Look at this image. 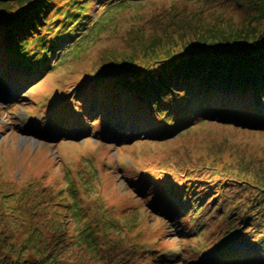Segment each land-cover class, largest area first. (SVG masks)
Returning <instances> with one entry per match:
<instances>
[{
  "label": "trees",
  "instance_id": "trees-1",
  "mask_svg": "<svg viewBox=\"0 0 264 264\" xmlns=\"http://www.w3.org/2000/svg\"><path fill=\"white\" fill-rule=\"evenodd\" d=\"M139 1L142 0H0V85L7 92L10 85L21 81L20 70H25L30 80L48 71L50 58L59 63L63 54H80L84 41L93 43L98 39L110 12ZM229 1L188 2L199 3L201 11H218L227 8ZM92 6L99 13L96 19ZM173 9L171 6L160 13L169 14ZM238 9H242V17L235 23L228 15L214 19L191 16L186 24L156 40L140 38L142 33L130 28L121 48H101L88 61L89 69L85 71L77 64L76 70L81 68L79 71L84 74L80 80L90 77L86 82L82 80L86 85L82 88L88 89L94 100L87 109L95 106L94 112L100 113V118L93 122L99 129L103 126L102 134L111 138L117 130L116 123L127 136L165 144L203 123L240 131L263 127L264 0H245ZM152 22L145 20L138 27L145 30L143 27ZM5 73L11 79L8 83ZM104 83L105 93L98 97L97 88ZM86 96L79 98L77 104L87 100ZM84 116L89 114L84 111ZM58 117L61 118L57 112L50 115L52 120ZM81 121L74 129L85 134ZM159 160H151L148 164L152 166L144 171L150 174L146 169L154 168L152 177L162 182L150 187L148 204L172 222L174 229L186 225L184 230L202 236L199 249L190 252L189 264H264L263 187L256 188L242 175L218 167L217 162L191 159L177 163L165 157ZM240 167L239 170L244 169ZM47 198L45 189L18 185L16 180L0 187L2 264H22L20 257L28 252L35 257L36 264H80L79 259H72V254L67 255L76 249L72 247L74 242L90 263L144 264V258L153 263L161 259L156 250L141 252L135 245L124 247L129 236L124 233L123 237L118 233L112 235L111 241H107L109 245H99L97 251L91 243L94 238L90 242L78 237L75 223L83 216L71 215L68 210L52 214L51 208L49 214L46 209L54 203ZM11 202L17 204L14 207L18 215L12 220L15 223L31 217L28 210L35 213L36 206L45 205L40 216L48 215L52 237L44 239V232L36 228L18 246H13L16 241H10V246L1 245L7 243L1 238L9 230L5 222L6 204ZM23 203H27L28 209L22 208ZM106 221L115 224L119 220L111 217ZM122 232L124 229L119 231ZM91 250L95 252L91 254Z\"/></svg>",
  "mask_w": 264,
  "mask_h": 264
},
{
  "label": "rangeland",
  "instance_id": "rangeland-1",
  "mask_svg": "<svg viewBox=\"0 0 264 264\" xmlns=\"http://www.w3.org/2000/svg\"><path fill=\"white\" fill-rule=\"evenodd\" d=\"M188 1L142 0L116 12L114 10L109 18L105 16L108 21L99 32L98 39L93 43L84 41L85 47L80 54L75 57L63 54L59 63L50 58L48 71L30 80L25 70H20L23 74L21 81L10 85L7 92L0 85V187L16 180L18 185L31 184L33 189H45L48 202L54 203L46 210L51 208L52 214L67 210L71 215L81 214L83 218H77L75 223L78 237L90 242L94 238L91 243L97 251L99 245H109L107 241H111V236L117 233L120 237L123 233L129 235L125 236L124 247L135 245V249L141 252L158 251L160 260L153 263L144 258V264H189L190 252L197 247L199 249L202 238L184 230L186 225L174 229L172 222L148 204L150 187L162 184L152 177L154 168L146 169L151 171L150 174L144 172L145 168L152 166L148 164L151 160L160 161L165 157L177 163L191 159L217 162L218 167L242 175L256 188L258 185L264 188V126L240 131L230 126L203 123L161 144L138 140L145 137L127 136L116 123L117 130L111 138H107L102 134L103 126L99 129L93 122V119L100 118V113L94 112L92 106L87 109L94 100L88 89H84L86 85L83 86L82 80L85 78L80 80L84 75L79 71L81 68L76 70L75 66L81 64L85 71L89 69L88 61H92L101 48H121L130 28L142 33L140 38L156 40L174 31L175 27L186 24L185 20L191 16L214 19L228 15L235 23L242 17V9L238 7L245 2L230 0L229 6L222 10L205 8L201 11L199 3ZM171 6L174 9L169 14L160 13ZM95 9L96 6L91 7L96 19L99 13ZM149 19L153 21L151 26L143 27L145 30L138 27ZM66 45L68 43L60 50ZM58 57L55 56L56 59ZM4 77L8 78V73ZM89 79L86 77L85 82ZM8 81L11 79L8 78ZM106 87L104 83L97 88L98 97H102ZM85 95L87 100L77 104V100ZM84 111L89 116H84ZM52 112H57L61 118L50 119ZM78 121L83 124L85 134L74 129ZM240 165L244 169L239 170ZM6 205L5 222L9 230L1 238L7 243L1 245L10 246V241H16L13 246H18L25 241L26 234L36 228L44 232V239L52 237L48 215L40 216L45 205L36 206L35 213L28 210L31 217H23L16 223L12 220L14 215H18L14 207L17 204L11 202ZM22 208L28 209L27 203H23ZM111 217L119 221L115 224L107 222ZM78 245L74 242L72 247L76 249L68 251L67 255L72 254V259H79L80 264H97L90 263L87 256L79 251ZM94 252L91 250V254ZM211 255L214 257L213 253ZM20 260L22 264H36L30 252L23 254Z\"/></svg>",
  "mask_w": 264,
  "mask_h": 264
}]
</instances>
